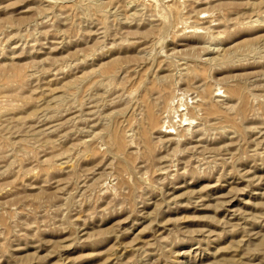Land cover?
I'll return each instance as SVG.
<instances>
[{
	"label": "rangeland",
	"instance_id": "374dc122",
	"mask_svg": "<svg viewBox=\"0 0 264 264\" xmlns=\"http://www.w3.org/2000/svg\"><path fill=\"white\" fill-rule=\"evenodd\" d=\"M0 264H264V0H0Z\"/></svg>",
	"mask_w": 264,
	"mask_h": 264
}]
</instances>
